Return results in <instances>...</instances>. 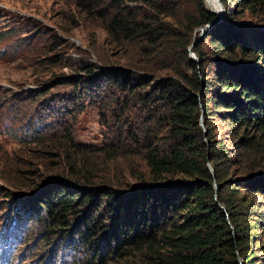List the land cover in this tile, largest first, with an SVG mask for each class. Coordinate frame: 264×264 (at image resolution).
<instances>
[{
  "label": "trees",
  "instance_id": "trees-1",
  "mask_svg": "<svg viewBox=\"0 0 264 264\" xmlns=\"http://www.w3.org/2000/svg\"><path fill=\"white\" fill-rule=\"evenodd\" d=\"M220 1L226 20L193 45L198 62L188 47L197 29L217 17L203 0L83 1L112 43L131 45L136 66L148 74L132 85L118 69L102 70L105 79L137 100L156 96L139 130L118 134L106 146L141 159L142 169L130 165L137 186L93 192L56 182L39 198L22 202L49 229L68 233L63 247L88 245L87 264H106V258L127 264H264V32L251 41L239 23L245 12L264 22V0ZM79 68L92 72L94 66ZM159 70L174 78L149 86V73ZM214 119L225 123L230 146L216 139ZM63 142L56 155L89 151L69 136ZM235 167L239 178L228 177ZM14 214L0 231L19 232L21 212ZM11 241L2 237L0 247ZM10 263L0 253V264Z\"/></svg>",
  "mask_w": 264,
  "mask_h": 264
},
{
  "label": "rangeland",
  "instance_id": "rangeland-1",
  "mask_svg": "<svg viewBox=\"0 0 264 264\" xmlns=\"http://www.w3.org/2000/svg\"><path fill=\"white\" fill-rule=\"evenodd\" d=\"M83 1L0 0V230L13 222L16 209L21 212L18 233L0 231V239L13 240L0 247L10 264H87L88 245L63 247L68 233L61 236L58 229H49L34 208L26 211L22 202L39 198L56 182L67 190L94 192L104 186L130 191V186L138 185L130 165L143 167L138 156L109 152L106 146L116 143L118 134L138 131L156 96H151V102L140 101L105 79L104 71L109 69H118L132 85L143 82L148 74L136 66L137 52L131 45L123 49L112 43L102 21L83 8ZM203 3L217 13L225 9L217 0ZM239 17L251 41L256 32H264V22L246 12ZM210 29L200 37L198 28L193 45ZM192 47H188L191 58ZM88 64L94 66L92 72L79 68ZM149 75V86L174 78L169 70ZM151 90L146 88L148 94ZM204 125L202 120L203 129ZM212 126L216 139L230 146L223 138L225 123L214 119ZM64 135L89 151L81 155L64 149L56 155L65 144ZM227 176L239 178L240 171L232 168ZM254 199L260 201L262 196L254 195ZM92 261L88 264H100V260ZM104 262L127 264L109 258Z\"/></svg>",
  "mask_w": 264,
  "mask_h": 264
},
{
  "label": "water",
  "instance_id": "water-1",
  "mask_svg": "<svg viewBox=\"0 0 264 264\" xmlns=\"http://www.w3.org/2000/svg\"><path fill=\"white\" fill-rule=\"evenodd\" d=\"M219 2V4L221 5L222 7V4H221V1L220 0H217ZM210 11V10H209ZM215 14H217V17L213 20H211L210 22H208L207 24H205L204 26H202L200 28V32H201V35L200 37H202L203 33H205L207 31V29H209L210 27H212V25H214L215 23L219 22L223 17H225L224 15L226 14L225 12V9L222 7V10L220 13H217L215 11H211ZM222 21V20H221ZM193 46V43L189 46V47H192ZM192 58L196 61H198L197 57L195 56L194 53H192ZM202 116V115H201ZM200 122H202V119L200 118ZM210 170H211V173L213 174V169L211 166H209ZM216 187V185H215Z\"/></svg>",
  "mask_w": 264,
  "mask_h": 264
},
{
  "label": "bare ground",
  "instance_id": "bare-ground-1",
  "mask_svg": "<svg viewBox=\"0 0 264 264\" xmlns=\"http://www.w3.org/2000/svg\"><path fill=\"white\" fill-rule=\"evenodd\" d=\"M214 4H215V6H216V9L219 10V6H218V4H216V3H214Z\"/></svg>",
  "mask_w": 264,
  "mask_h": 264
}]
</instances>
